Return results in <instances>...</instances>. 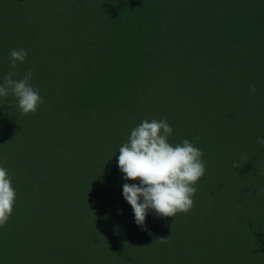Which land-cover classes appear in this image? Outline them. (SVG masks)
<instances>
[{"label": "trees", "instance_id": "obj_1", "mask_svg": "<svg viewBox=\"0 0 264 264\" xmlns=\"http://www.w3.org/2000/svg\"><path fill=\"white\" fill-rule=\"evenodd\" d=\"M21 48L30 59L13 79L31 71L44 103L25 116L0 97V166L17 193L0 264L32 253L264 264V0H0V83ZM153 119L171 125L170 143L201 149L207 167L188 214L149 212L141 230L122 191L138 181L123 179L118 151ZM110 181L112 195L96 189ZM189 225L199 233L190 239Z\"/></svg>", "mask_w": 264, "mask_h": 264}, {"label": "clouds", "instance_id": "obj_2", "mask_svg": "<svg viewBox=\"0 0 264 264\" xmlns=\"http://www.w3.org/2000/svg\"><path fill=\"white\" fill-rule=\"evenodd\" d=\"M27 52L13 49L10 52V70L0 83V97L11 94L18 102L19 111L25 116H35L44 103L39 89L31 84L32 72L18 76V64L26 60ZM255 92V87L250 89ZM173 129L166 119L143 120L131 130L127 142L119 148L118 167L125 181L123 198L131 206L135 223L146 230L149 212L157 218H174L178 214H188L194 207L195 185L203 178L206 162L203 152L185 139L172 144L169 137ZM264 145V138H257ZM233 168H241L233 162ZM264 174V173H262ZM17 193L7 168L0 166V229L7 226L14 207ZM151 235V233H149ZM168 238L157 237L154 242L167 243Z\"/></svg>", "mask_w": 264, "mask_h": 264}, {"label": "rangeland", "instance_id": "obj_3", "mask_svg": "<svg viewBox=\"0 0 264 264\" xmlns=\"http://www.w3.org/2000/svg\"><path fill=\"white\" fill-rule=\"evenodd\" d=\"M26 59L27 60H29L30 58H27L26 57ZM18 73H20V72H18ZM65 115V114H64ZM33 144H34V146H38V144H39V141L38 140H36L35 142H33ZM1 154V153H0ZM3 158V156H1L0 155V161L1 160H3L2 159ZM61 163H62V161H61ZM70 182V181H69ZM113 182H109V183H103V184H101V187L100 188H96L98 191H102V193H105L106 192V190L108 189V192H106V193H109V194H113L114 192H116L118 189H117V186H118V182H117V184L114 186V188H112L113 187V185H114V183L112 184ZM239 197H240V195H238ZM233 197L234 198H238L236 195H233ZM199 198H203V196H199ZM207 202H208V199H207ZM129 204L128 203H124V206L125 207H127ZM196 208H200V207H196ZM193 209V208H192ZM102 211H106V208L105 207H102ZM105 221H107V222H110L108 219H106L105 218ZM169 225H170V228L171 229H177V225H178V221L176 220V219H173V220H171V221H169ZM134 226V225H133ZM192 226V225H191ZM191 226L189 225V229L188 228H186V230H188L189 231V237L187 236V238H194L196 235H198L199 233L197 232L198 231V227H194V226H192V228H191ZM135 227H136V225H135ZM131 229V228H130ZM136 229H137V227H136ZM179 229V228H178ZM177 229V230H178ZM125 231L126 230H123V233L125 234ZM129 231H131V230H129ZM136 233V231L134 232V234ZM81 233H79V235H80ZM252 238V237H251ZM79 256H81L80 255V252H79ZM78 256H77V253L75 254L74 253V255L72 256V258L71 259H67V260H63V259H55V260H52V258H45V260H44V258H42L41 260L42 261H40V259H38L37 257H35L34 256V254L32 253V255H30L29 257H27L26 259H25V261H20L22 264H67V262L66 261H68V262H71V264H75V261H79V259L77 258Z\"/></svg>", "mask_w": 264, "mask_h": 264}]
</instances>
